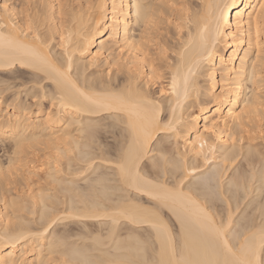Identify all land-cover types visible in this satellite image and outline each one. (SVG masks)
Segmentation results:
<instances>
[{"label":"bare ground","instance_id":"obj_1","mask_svg":"<svg viewBox=\"0 0 264 264\" xmlns=\"http://www.w3.org/2000/svg\"><path fill=\"white\" fill-rule=\"evenodd\" d=\"M176 1L0 0V264H143L173 245L222 261L206 229L229 217L259 254L264 0ZM152 117L179 140L133 131ZM177 146L183 184L159 163Z\"/></svg>","mask_w":264,"mask_h":264},{"label":"snow or ice","instance_id":"obj_2","mask_svg":"<svg viewBox=\"0 0 264 264\" xmlns=\"http://www.w3.org/2000/svg\"><path fill=\"white\" fill-rule=\"evenodd\" d=\"M0 7H2L4 10H7L9 5L7 3L0 4ZM261 8L264 9V4H261ZM259 36V31L257 33ZM259 43V41H258ZM257 59L259 60L260 57L258 56ZM51 71L56 74L57 77L63 76L64 74L60 71L59 68H56L54 66H50ZM255 70V65L253 66ZM53 82L59 84V80H57L55 77H53ZM81 95H84V93H81ZM88 99V97H85ZM118 99L119 98L117 97ZM123 102V100H122ZM92 104L96 106V109L92 110H98L100 108L107 107L105 104H101L98 101H92ZM53 107H55V101H53ZM132 107H135V105H132ZM129 115L131 116L132 113L130 112ZM176 122L172 119H169L167 123H163L162 121L156 119L155 117H152L149 119L148 124L143 127L142 129H136L135 126H133V131L138 132L139 134H142L145 138L151 139L152 133L151 129L156 128L159 131L167 134V140L169 147L172 136L175 135L176 139L179 140L178 129L175 126ZM205 131H211V129H205ZM160 140H164L165 137H160ZM195 147V145H194ZM207 147L208 152L215 151L214 146L208 145L206 140L200 139L199 142V149L200 151L197 153V155H203L205 163L208 162L207 153L204 151V149ZM161 153H164L162 156V159L159 163L162 164L165 171H167L169 166H175L177 171L176 179L183 184L184 183V173L187 172L186 166L181 170V165L183 164V156H177V153L179 151V148H177L174 151L168 152L164 147H161L160 149ZM116 167L120 170V178L124 179L126 177V169L125 165L123 163H118ZM196 169L193 168V172H195ZM191 175V174H189ZM192 180L197 181V183H208V177L205 176L203 172L199 176H192ZM192 180H189V184L192 183ZM262 182H264V175L261 177ZM223 184V180L220 178H217V190L219 187ZM187 186V185H185ZM113 220V224L119 223V219L123 218L127 220L129 223H136L135 217L131 214L125 212V211H119L117 213H114L112 217H110ZM150 227L152 228H158L159 226L156 224H151ZM203 227V226H202ZM231 217H229V224H220L219 226L212 225L210 228L206 229L209 232L211 240L216 244V246L222 250L224 253H226L225 258L217 261H194L191 259L184 258L183 256L181 259H175L176 255V247L173 245L171 247V256L172 259L164 260H153V261H144L143 264H264V221L261 222V225L258 229L259 233V254L257 252L256 245L253 242V239H250L248 235H244L242 231H237L234 233L233 237L230 239L228 237V232L231 230ZM246 227V226H245ZM186 246V242H185ZM231 258H228V257ZM124 264H137L135 261H126Z\"/></svg>","mask_w":264,"mask_h":264},{"label":"rangeland","instance_id":"obj_3","mask_svg":"<svg viewBox=\"0 0 264 264\" xmlns=\"http://www.w3.org/2000/svg\"><path fill=\"white\" fill-rule=\"evenodd\" d=\"M178 1L180 2V0H178ZM178 1H176V4H174L175 6H177V5H179V4L181 3V2L179 3ZM181 1H182V3H181V5H179V7H180V6H184V4H185V6H186L187 3H189L188 1H194V0H181ZM185 1H186L187 3H186ZM163 23H167V22L165 21V22H163ZM164 25H166V24H163V26H164ZM12 87H13V86H12ZM16 87H18V86H16ZM16 87L14 86V87L12 88V89H13V90H12L13 92H16V90H14V88L17 89V90L21 89V87H20L19 89L16 88ZM22 88H23V87H22ZM10 89H11V88H10ZM21 90H23V89H21ZM7 91H9V89H8ZM12 91L10 90V91L7 92V93L5 92V93H6L5 95H7V94L10 95V93H13ZM22 93H23V91H22ZM22 96H23V94H22ZM263 101H264V100H261V103H260V106H261V107L259 106V107L261 108V111H262V116L264 115V114H263V113H264V102H263ZM262 122H264V119H262ZM262 134L264 135L263 132H262ZM263 135H262L261 138L258 137L256 141H258L259 143L261 142L262 144H264V143H263V140H264V139H262V138H263ZM261 140H262V141H261ZM261 146H262V145H261ZM0 153H1V152H0Z\"/></svg>","mask_w":264,"mask_h":264}]
</instances>
